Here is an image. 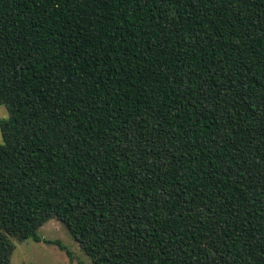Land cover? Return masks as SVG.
<instances>
[{
  "label": "trees",
  "instance_id": "obj_1",
  "mask_svg": "<svg viewBox=\"0 0 264 264\" xmlns=\"http://www.w3.org/2000/svg\"><path fill=\"white\" fill-rule=\"evenodd\" d=\"M0 105V264H264V0H0Z\"/></svg>",
  "mask_w": 264,
  "mask_h": 264
},
{
  "label": "rangeland",
  "instance_id": "obj_2",
  "mask_svg": "<svg viewBox=\"0 0 264 264\" xmlns=\"http://www.w3.org/2000/svg\"><path fill=\"white\" fill-rule=\"evenodd\" d=\"M8 116V110L0 105V119ZM2 133L0 129V140ZM39 235L46 241H16V250L10 264H93L83 252L79 243L58 219L53 218L39 230Z\"/></svg>",
  "mask_w": 264,
  "mask_h": 264
}]
</instances>
